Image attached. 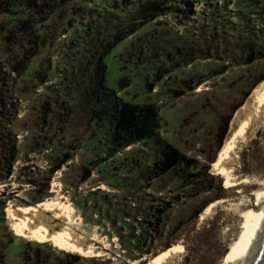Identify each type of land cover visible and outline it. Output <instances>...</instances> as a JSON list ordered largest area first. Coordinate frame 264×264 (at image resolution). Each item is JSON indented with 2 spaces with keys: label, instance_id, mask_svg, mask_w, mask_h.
Instances as JSON below:
<instances>
[{
  "label": "rangeland",
  "instance_id": "1",
  "mask_svg": "<svg viewBox=\"0 0 264 264\" xmlns=\"http://www.w3.org/2000/svg\"><path fill=\"white\" fill-rule=\"evenodd\" d=\"M263 93L264 0H0V264H157L180 242L217 264L255 199L219 164ZM242 163L264 175V129ZM13 204L62 207L104 254L23 235Z\"/></svg>",
  "mask_w": 264,
  "mask_h": 264
},
{
  "label": "bare ground",
  "instance_id": "2",
  "mask_svg": "<svg viewBox=\"0 0 264 264\" xmlns=\"http://www.w3.org/2000/svg\"><path fill=\"white\" fill-rule=\"evenodd\" d=\"M247 113L243 116L242 126L237 127L238 129L241 127L237 139L229 145L219 166L227 185L232 187L248 183L255 188L253 193L255 199H247L236 210L238 219L228 246L229 252L217 264H246L264 229V175H243L242 172L244 150L264 129V93L257 107L244 121ZM4 186L1 189H4ZM221 202L222 200L210 202L201 212L200 219L205 220ZM13 207L19 225L17 228L23 235L48 239L63 237L67 244L82 252L104 254V248L98 245L93 237L86 236L70 224V217L62 207L46 208L45 206H24L23 204H13ZM185 255V245L180 242L161 257L157 264H182Z\"/></svg>",
  "mask_w": 264,
  "mask_h": 264
},
{
  "label": "trees",
  "instance_id": "3",
  "mask_svg": "<svg viewBox=\"0 0 264 264\" xmlns=\"http://www.w3.org/2000/svg\"><path fill=\"white\" fill-rule=\"evenodd\" d=\"M181 49V48H180ZM180 49H179V51H180ZM34 51H35V49H34ZM33 51V52H34ZM253 58H254V56L253 55H251V56H249L248 58H247V60H253ZM16 69H17V71H19L20 69H19V67H16ZM257 99V98H256ZM255 102H256V100L250 105V107L248 108V110L255 104ZM259 102V101H258ZM242 104V103H241ZM257 105V104H256ZM255 108V107H254ZM253 108V109H254ZM252 109V110H253ZM247 110V111H248ZM247 111H245L243 114H242V120H243V116L247 113ZM12 114V116L14 115V116H16V114H17V109L16 110H11V112H10V115ZM242 120H241V122L239 123V125H238V127L241 125V123H242ZM232 129V128H231ZM229 134V133H228ZM1 136V135H0ZM228 136V135H227ZM15 137H16V135H13L12 137H11V142H12V145H11V147H10V149H9V153L8 154H6L5 155V157H4V164H5V166L4 167H6V173L3 175V177L4 178H7V177H9L11 174H12V169H13V163H14V161L16 160V141H15ZM226 140H227V137H226ZM226 140L224 141V143L221 145V147H220V149H219V152H220V150L222 149V147L225 145V143H226ZM129 142V139L128 140H126L124 143H126V144H130V143H128ZM230 143H228L227 144V146L229 145ZM227 146H225V147H227ZM224 147V148H225ZM223 151V150H222ZM218 152V153H219ZM218 153H217V156H218ZM217 160V157L212 161V163H214L215 161ZM166 252V251H165ZM164 252V253H165Z\"/></svg>",
  "mask_w": 264,
  "mask_h": 264
},
{
  "label": "water",
  "instance_id": "4",
  "mask_svg": "<svg viewBox=\"0 0 264 264\" xmlns=\"http://www.w3.org/2000/svg\"><path fill=\"white\" fill-rule=\"evenodd\" d=\"M246 264H264V229Z\"/></svg>",
  "mask_w": 264,
  "mask_h": 264
},
{
  "label": "flooded vegetation",
  "instance_id": "5",
  "mask_svg": "<svg viewBox=\"0 0 264 264\" xmlns=\"http://www.w3.org/2000/svg\"><path fill=\"white\" fill-rule=\"evenodd\" d=\"M227 130V129H226Z\"/></svg>",
  "mask_w": 264,
  "mask_h": 264
}]
</instances>
